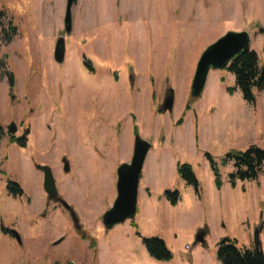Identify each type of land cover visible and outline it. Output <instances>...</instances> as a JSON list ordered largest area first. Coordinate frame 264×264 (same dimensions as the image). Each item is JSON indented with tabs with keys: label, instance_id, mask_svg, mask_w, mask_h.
Masks as SVG:
<instances>
[{
	"label": "rangeland",
	"instance_id": "374dc122",
	"mask_svg": "<svg viewBox=\"0 0 264 264\" xmlns=\"http://www.w3.org/2000/svg\"><path fill=\"white\" fill-rule=\"evenodd\" d=\"M66 1L0 0L18 29L5 44L0 25V264H219L223 239L251 249L257 228L264 257V171L232 185L234 168L223 161L251 145L264 149V89L249 104L223 69L210 71L199 98L190 96L201 53L228 31L249 34L248 48L264 68V0H75L70 34ZM59 36L61 65L53 58ZM170 88L173 110L162 113ZM136 134L152 146L136 216L106 231L101 217L116 198V171L130 162ZM22 137L24 146L15 140ZM180 164L192 168L198 193L178 175ZM38 166L51 169L79 229L48 201ZM7 180L23 196H10ZM168 192H177L174 204ZM199 230L205 242L195 245ZM153 237L165 242L170 259L148 253L144 239Z\"/></svg>",
	"mask_w": 264,
	"mask_h": 264
},
{
	"label": "water",
	"instance_id": "95a60500",
	"mask_svg": "<svg viewBox=\"0 0 264 264\" xmlns=\"http://www.w3.org/2000/svg\"><path fill=\"white\" fill-rule=\"evenodd\" d=\"M75 0H67L64 15V31L70 34L72 30L71 9ZM250 36L245 31H228L216 41L208 45L201 53L190 86V96L193 99L199 98L206 86L207 78L210 71L223 70L232 61L236 60L241 54L248 49ZM54 61L61 65L65 58V38L59 36L55 42ZM174 106V92L170 88L160 106V112L170 113ZM17 131L15 124H10L8 133L15 135ZM151 144L135 135L133 153L130 162L121 164L116 171V198L112 206L102 215L101 222L106 231L124 223L127 220H133L137 212L138 186L141 171L145 158L151 149ZM63 172H69V164L63 159ZM43 173V190L48 201L58 199L56 182L52 171L49 167H41ZM61 200V199H60ZM62 206L69 211L70 217L75 224L77 217L72 208L63 200ZM15 240L20 243V237L15 231L10 232ZM206 231L199 230L194 238V244H204ZM259 251V229L254 232V247ZM67 264H73L68 262Z\"/></svg>",
	"mask_w": 264,
	"mask_h": 264
},
{
	"label": "trees",
	"instance_id": "16d2710c",
	"mask_svg": "<svg viewBox=\"0 0 264 264\" xmlns=\"http://www.w3.org/2000/svg\"><path fill=\"white\" fill-rule=\"evenodd\" d=\"M0 25H5V28L2 30V41L7 44L12 40L13 36L17 34L18 29L13 21L8 19L6 13L1 9ZM1 66L2 61H0V68ZM225 70L234 76L235 88L239 89L243 100L249 104L255 103V91L264 89V68L259 66L257 54L248 48L241 56L232 61ZM7 75L9 87L12 89L14 87V75L11 71H9ZM235 88H228L227 91L232 94ZM15 140L19 141L21 146L25 145L24 137ZM223 161L226 164L231 163L234 168V171L229 175V181L232 185L235 184L237 180L254 181L257 180L259 174L264 171V149L251 145L243 151H232L227 153ZM210 165L214 176L215 187L220 189L222 186L220 174L212 160H210ZM38 168L41 167L38 166ZM177 173L194 188L196 193H198V182L189 165H178ZM6 190L9 195L14 198L23 196V191L20 186L11 180L6 181ZM167 194L172 197L171 203L174 204L177 200V192H168ZM2 230L5 231L4 229ZM144 244L148 253L158 260H168L172 257L165 242L158 237L144 239ZM216 257L219 264H264V257L260 249L256 251L254 248H237L228 239H223L219 243Z\"/></svg>",
	"mask_w": 264,
	"mask_h": 264
},
{
	"label": "flooded vegetation",
	"instance_id": "af4514ba",
	"mask_svg": "<svg viewBox=\"0 0 264 264\" xmlns=\"http://www.w3.org/2000/svg\"><path fill=\"white\" fill-rule=\"evenodd\" d=\"M61 198H59L58 197V199H55V200H53V201H50V202H56L58 205H60V206H62V204H61V200H60ZM63 207V206H62ZM64 208V207H63ZM65 209V208H64ZM66 210V209H65ZM68 213H69V211L68 210H66ZM69 216H70V214H69ZM70 219H71V217H70ZM72 220V219H71ZM72 223H73V221H72ZM74 224V223H73ZM74 226H75V228L77 227L78 229H79V227H78V225H77V222L74 224Z\"/></svg>",
	"mask_w": 264,
	"mask_h": 264
}]
</instances>
